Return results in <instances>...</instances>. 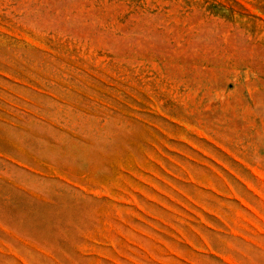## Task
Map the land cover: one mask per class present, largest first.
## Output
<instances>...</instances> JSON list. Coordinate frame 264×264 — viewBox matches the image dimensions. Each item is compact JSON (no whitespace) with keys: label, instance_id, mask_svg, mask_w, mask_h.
<instances>
[{"label":"rangeland","instance_id":"obj_1","mask_svg":"<svg viewBox=\"0 0 264 264\" xmlns=\"http://www.w3.org/2000/svg\"><path fill=\"white\" fill-rule=\"evenodd\" d=\"M0 264H264V0H0Z\"/></svg>","mask_w":264,"mask_h":264}]
</instances>
